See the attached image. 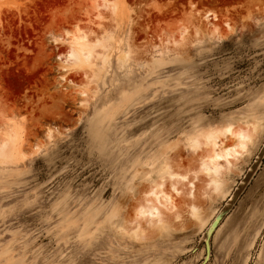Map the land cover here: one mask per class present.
Here are the masks:
<instances>
[{
	"label": "rangeland",
	"instance_id": "obj_1",
	"mask_svg": "<svg viewBox=\"0 0 264 264\" xmlns=\"http://www.w3.org/2000/svg\"><path fill=\"white\" fill-rule=\"evenodd\" d=\"M262 100L264 0H0V264H264ZM260 124L214 187L197 173L192 139Z\"/></svg>",
	"mask_w": 264,
	"mask_h": 264
},
{
	"label": "bare ground",
	"instance_id": "obj_2",
	"mask_svg": "<svg viewBox=\"0 0 264 264\" xmlns=\"http://www.w3.org/2000/svg\"><path fill=\"white\" fill-rule=\"evenodd\" d=\"M208 17H209V14L207 13L204 16V19L207 20ZM80 51H81V48L76 46V42H75V48L74 49H70L69 53H68V57L71 58L70 60H73L74 58H76L77 54H79ZM106 59H107V56L106 55L103 56V61H105ZM262 126H263V124H260L259 126L255 125L251 130H248V131L245 130V129H243V130L240 129L238 131H233L230 127H226L220 132L213 131V132L206 133V134H203L202 136H199V137H196V138L192 139V141H191V150L192 151L193 150L196 151L197 149L199 150V148H201V146H208L209 147V145H210V147H209L210 148L209 155L206 158H203L200 161V163L198 165L197 173L206 176L207 179L209 180L208 181L209 185L214 187L215 183H216V180L221 178V175L223 174V170L224 169L225 170L229 169V164H230V162H227L226 163V168H225L224 166H220V163L222 165V162L219 163L218 160L220 158H227V157H232V158L235 157L236 158V155L242 156L244 153H247L248 152V146L252 145L253 142H254L253 141V137H254L253 133L257 132V130L260 127H262ZM227 135L228 136H232L234 138V140L232 141L233 143L230 144L228 147H225V148L222 147L221 144L217 146V139L220 136L225 139V137ZM226 138H228V137H226ZM202 139H203V141H202ZM10 150H11L10 141H6L4 143H0V157H2V158L3 157H8L7 159H9ZM165 153H162V155L165 157V159H164L162 165L160 166V168L156 171L158 176H162V177L165 176V177H164V179L161 182H159V183L157 182V184H155V185L152 184L153 188L155 187L154 189H158L162 185L161 183L164 180H166V179L172 180V179L175 178V174L172 173L170 165L168 164L169 163V161H168L169 159H167V158H169V157L166 158L165 155H167V154H165ZM10 160L11 159H9L7 161H10ZM226 161H228V160H226ZM5 162H6V159H5ZM133 167H134V165L132 166V168ZM146 167H149V168L147 170H145V172H144V174H145L144 175V179H145L146 182L149 183L151 181V179H152L151 173L153 172V167H152V163H151L150 159L147 161ZM223 167H224V169H223ZM137 175H138L137 173L134 174L133 178L134 177L136 178ZM133 178H132V180H133ZM153 188H151V192H150L152 194H154V189ZM131 191H132V189L129 192H131ZM132 192H134V191H132ZM157 194L160 195V193H155L156 198L158 197ZM130 196H129V199H131ZM161 197L164 199V201L166 203L169 202V198L165 194H163V196H161ZM133 204L134 203H130L129 207H128V209L130 211H132L133 219H131L132 217L130 216L129 213L123 214V216L121 218L122 219V224L120 226H117V228H118L117 231L120 234H122L124 236H128L130 238L134 237L135 239H139L140 237L138 238L137 233H139L138 230H139L140 227H139V225L137 226L135 224H139L140 219H145L146 223L152 228L153 232H155V230H159V229H162L163 227H165L166 222H165L164 219L161 218V213H158V211H157V209L155 207L150 206L149 204H147V205L138 204L136 206L133 205ZM145 204H146V202H145ZM191 207H192V209H191ZM191 207H190L191 214H194L195 212L198 211L197 208L195 207V205L191 206ZM129 210H126V212L129 211ZM176 214H178V213H176ZM129 216H130V219L133 220V222L135 224L132 221H130V219L128 221V217ZM175 217L176 218H174V219H179L180 218L179 214L176 215ZM126 222H130V223L132 222L133 223V227L132 226H130L131 228L129 226L125 227L126 224H127ZM123 224H124V226H123ZM136 236H137V238H136ZM142 239H143V237H142Z\"/></svg>",
	"mask_w": 264,
	"mask_h": 264
},
{
	"label": "snow or ice",
	"instance_id": "obj_3",
	"mask_svg": "<svg viewBox=\"0 0 264 264\" xmlns=\"http://www.w3.org/2000/svg\"><path fill=\"white\" fill-rule=\"evenodd\" d=\"M262 103H264V100H262Z\"/></svg>",
	"mask_w": 264,
	"mask_h": 264
}]
</instances>
